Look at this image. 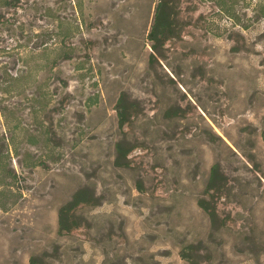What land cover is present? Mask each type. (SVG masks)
I'll list each match as a JSON object with an SVG mask.
<instances>
[{"label": "rangeland", "instance_id": "374dc122", "mask_svg": "<svg viewBox=\"0 0 264 264\" xmlns=\"http://www.w3.org/2000/svg\"><path fill=\"white\" fill-rule=\"evenodd\" d=\"M160 1L0 0V264H189L190 243L202 264H264V0H235L247 29L220 0H163L175 29L155 49ZM84 187L100 203L59 234Z\"/></svg>", "mask_w": 264, "mask_h": 264}, {"label": "trees", "instance_id": "16d2710c", "mask_svg": "<svg viewBox=\"0 0 264 264\" xmlns=\"http://www.w3.org/2000/svg\"><path fill=\"white\" fill-rule=\"evenodd\" d=\"M235 0H220L219 5L222 10H224L228 16L233 20L235 24L241 25L243 28H249L248 23L243 22L241 16L235 11L234 5ZM264 16V4H261L258 13L255 15V19ZM175 13L173 10V6H171L166 1L161 0L157 6L155 20L149 32L150 39L153 40L154 44L153 47L155 49L158 48L157 43L161 40H167L174 35L175 29ZM240 35V34H236ZM134 104L129 102L123 94L120 97L118 103V113L120 116V125L121 127L125 126L130 118L132 109L134 108ZM43 135L45 136L44 142L49 143L50 136L49 130L46 128L43 130ZM263 136H264V129H263ZM37 136L31 134L27 142L35 144L38 143ZM131 151V148H128L126 144L123 142L117 143V159L116 164L120 166H126L127 164V157L128 153ZM16 153H19L16 148ZM28 159L24 163L27 166H38L41 165L42 162L35 160L32 155L28 152ZM1 160V158H0ZM3 177L6 179L7 177L11 178V184L16 182L17 180V173L14 169L8 168L7 165L4 166ZM223 174L220 170V166L218 163L214 164L211 169V176L210 180L207 184L206 191L209 193L210 196H214L216 192L221 189V183L223 182L222 178ZM212 198H201L198 200L199 205L208 213L210 216L213 224L216 223L217 220V206L213 203ZM100 203L99 197L93 192L89 187H84L78 189L68 200L64 203L58 211V233L61 235L67 234L74 229L81 226L82 222L80 219V215L77 213V210L82 205H98ZM1 207L6 209L7 206L2 203ZM201 245L190 243L186 245L182 250V256L189 261V264H202V257L203 255L200 253Z\"/></svg>", "mask_w": 264, "mask_h": 264}]
</instances>
